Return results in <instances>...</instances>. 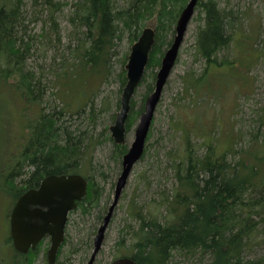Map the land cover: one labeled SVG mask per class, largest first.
Listing matches in <instances>:
<instances>
[{
	"label": "trees",
	"instance_id": "16d2710c",
	"mask_svg": "<svg viewBox=\"0 0 264 264\" xmlns=\"http://www.w3.org/2000/svg\"><path fill=\"white\" fill-rule=\"evenodd\" d=\"M123 1V4H119V0H78L73 3L68 20L80 38L73 48L69 47L63 63L66 69L59 77L64 74L61 77H70L72 82L82 78L88 84L96 77L92 92L98 93L102 82L114 76L117 64L120 72L116 77L122 89L127 81L125 67L130 51L116 50L125 38L132 46L147 27V22L154 21L155 43L141 82V85L148 82L147 94L152 92L156 68L160 67L166 47L173 41L188 0ZM28 3L31 13L27 10ZM67 4L59 0H0V116L11 110L12 101L15 106H23L22 115L26 121L25 133L13 145L15 151L22 143L21 149L12 154V161L1 167L0 181L1 188L12 195L15 203L20 195L37 188L48 175H83L88 181V192L76 210L86 212V205L93 208L101 196L87 154L103 141L113 142L109 135L103 136L108 127L97 135L94 130L98 117L109 109L110 100L105 98L102 106L96 108L95 100L91 99L75 113L46 109L43 105L44 73L37 72L28 63L37 42L42 46L44 43L49 45L53 39L61 42L58 16ZM198 6L202 22L196 31L194 48L207 64L198 76L193 72L188 74L187 88L193 89L202 88L210 71L214 72L218 66L234 64L236 60L228 55L232 45L237 43L243 17L238 10L228 6L221 8L216 0H199ZM39 22L43 32L35 34L34 25ZM259 55L250 58L254 62L248 73L259 62ZM36 105L40 107L38 110H35ZM116 106H120V98ZM144 108L145 100L140 110L134 111L132 100L128 131ZM30 115L32 120H29ZM259 123L260 131L264 122ZM181 130L185 154L174 160L178 161L174 168L177 183L171 194L156 202L159 213L165 209L163 218L145 205L141 209L131 203L128 213L139 225L129 228L127 234L132 235L131 244L115 258L132 257L138 264H170L178 255L208 256L207 264H264V255H257V249L264 246V153L256 151L259 144L264 145V138L261 140L259 134L245 149L227 145L218 150L215 141L203 142L201 147H196L190 131ZM113 145L115 157L120 162L128 148L126 144L113 142ZM203 148L201 153L196 150ZM9 241L12 242L11 238ZM66 243L67 239L62 247ZM43 245L44 242L28 254L18 253L15 264H33Z\"/></svg>",
	"mask_w": 264,
	"mask_h": 264
},
{
	"label": "rangeland",
	"instance_id": "374dc122",
	"mask_svg": "<svg viewBox=\"0 0 264 264\" xmlns=\"http://www.w3.org/2000/svg\"><path fill=\"white\" fill-rule=\"evenodd\" d=\"M59 1L68 3L58 16L61 42L53 39L49 45L44 43L45 46L37 42L32 57L28 61L37 72L44 73L46 84L44 108L65 109L68 113H75L91 99L95 100L94 106L100 108L107 98L110 100L109 109L98 117V124L94 130L97 135L108 127L103 136H110V126L114 124L117 112L120 110V106H116V101L118 98L121 99L124 88L121 89L120 81L116 77L120 72V65L116 64L113 71L114 76L102 82L101 90L100 88L97 90L98 93L92 92L96 85L94 82L97 81L96 77L89 84L85 83L82 78L72 82L70 77L67 79L61 77L64 74L59 77V73H63L66 69L63 63L67 59L69 47L73 48L80 38L76 36L77 32L68 20L69 11L73 3L78 0ZM216 1L221 8L228 6L242 13V24L237 32V43L232 45V50L228 55L236 61L233 65L225 64L218 66L214 72L210 71L202 88H187L188 74L193 72L195 76H198L207 64L205 58L195 53L194 48L196 31L202 22L200 20L201 8L197 5L185 34L179 59L157 106L147 141V150L143 158L134 166L127 185L123 189L94 264H110L121 250L123 252L126 246L129 248L132 238L131 234H127L130 232L129 228L139 225V222L132 219L128 213L131 203L134 202L141 209L145 205L149 211L158 214L156 202L172 193L177 183L174 168L178 161L174 162V160L185 154L183 151L185 143L181 138L184 135L182 128L190 131L193 145L196 147H201L200 144L203 142L215 141L218 144V150L225 149L227 145L235 149H245L250 146L253 138L259 137V134H261V140L264 138V128L258 130L259 121L264 122V0ZM120 3L123 4L124 1L119 0ZM27 8L31 13L30 3L27 4ZM147 26L154 27V21L147 22ZM34 27L35 34L43 32L40 22ZM127 50H131V45L125 38L116 51L125 52ZM258 54H260L259 62L255 63L248 73V69L254 62L250 58L257 57ZM158 69L159 67L156 71ZM147 83L144 81L133 97L134 111L140 110L142 102L146 101L154 91L153 89L151 93H146ZM10 105L11 110L6 112V115L0 116V172L3 164L12 161L13 155L19 148L21 149L22 143L15 151L13 145L17 144L25 133L26 121L22 115L23 106H15L12 101ZM35 108L38 110L40 107L36 105ZM141 114L137 116L134 125L127 133V148L134 141L135 129ZM75 117L77 120V116ZM29 120H32L31 115ZM101 140L104 138L101 137ZM10 150H12L11 154ZM196 150L199 153L204 152V148ZM256 151L264 153V145L259 144ZM122 158L120 162L117 160L113 142L108 140L96 145L87 154L86 159L91 160L92 172H90L95 183L100 185L101 196L93 208L86 205L88 211L80 209L70 214V223L66 230L67 243L61 249L57 264H88L94 252L95 237L114 201L117 180L122 172ZM0 180H2L1 176ZM1 186L0 181V264H15V259L19 257L18 252L9 241V220L14 199ZM164 213L165 209H162L158 217L162 219ZM49 246L48 241L44 242L33 264L47 262L46 249ZM257 255H264V246L257 249ZM209 261L208 256L178 255L170 264H207Z\"/></svg>",
	"mask_w": 264,
	"mask_h": 264
},
{
	"label": "water",
	"instance_id": "95a60500",
	"mask_svg": "<svg viewBox=\"0 0 264 264\" xmlns=\"http://www.w3.org/2000/svg\"><path fill=\"white\" fill-rule=\"evenodd\" d=\"M199 0H190L183 10L176 26L171 45L165 51L157 70L155 89L145 101L135 129V138L122 158V172L117 180L115 201L100 226L95 237L94 252L88 264H94L102 247L105 231L109 225L113 209L127 185L134 166L142 159L154 114L163 94L164 87L179 58L190 21ZM155 43V30L146 27L132 45L126 64L127 81L120 99V110L113 125L111 138L117 145L126 143L127 122L132 110V99L140 86L147 69L149 57ZM88 192V181L80 174L48 175L37 188L26 190L19 196L10 215V236L15 249L23 254L35 249L41 241L50 238L48 263L54 264L65 239V228L69 214L77 208ZM110 264H138L132 257L115 259Z\"/></svg>",
	"mask_w": 264,
	"mask_h": 264
},
{
	"label": "bare ground",
	"instance_id": "6f19581e",
	"mask_svg": "<svg viewBox=\"0 0 264 264\" xmlns=\"http://www.w3.org/2000/svg\"><path fill=\"white\" fill-rule=\"evenodd\" d=\"M189 1H190V0H189ZM198 2H199V1H198ZM197 5H198V3H197ZM150 95H151V94H150ZM150 95H149V96H150ZM149 96H148V97H149ZM147 140H148V139H147ZM114 201H115V196H114ZM114 201H113L112 205L114 204ZM118 202H119V200H118ZM117 204H118V203H117ZM117 204L115 205V207L117 206ZM112 205H111V206H112ZM111 206H110V208H111ZM115 207H114V209H115ZM110 208H109V211H110ZM114 209H113V212H114ZM109 211H108V212H109ZM107 214H108V213H107ZM111 219H112V216H111V218H110V221H111ZM104 220H105V218H104ZM104 220H103V224H104ZM95 260H96V259H95Z\"/></svg>",
	"mask_w": 264,
	"mask_h": 264
},
{
	"label": "flooded vegetation",
	"instance_id": "af4514ba",
	"mask_svg": "<svg viewBox=\"0 0 264 264\" xmlns=\"http://www.w3.org/2000/svg\"><path fill=\"white\" fill-rule=\"evenodd\" d=\"M66 236H67V234H66ZM67 238V237H66Z\"/></svg>",
	"mask_w": 264,
	"mask_h": 264
}]
</instances>
